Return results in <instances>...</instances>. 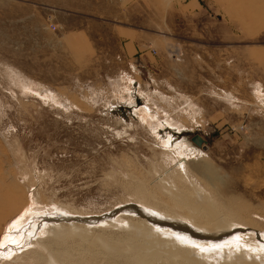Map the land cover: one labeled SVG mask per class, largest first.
I'll return each instance as SVG.
<instances>
[{"label": "rangeland", "instance_id": "374dc122", "mask_svg": "<svg viewBox=\"0 0 264 264\" xmlns=\"http://www.w3.org/2000/svg\"><path fill=\"white\" fill-rule=\"evenodd\" d=\"M125 30L142 57L124 55ZM258 47L264 0H0V264H178L127 259L120 231L57 245L50 226L148 219L133 205L198 227L194 195L214 235L264 256Z\"/></svg>", "mask_w": 264, "mask_h": 264}, {"label": "bare ground", "instance_id": "6f19581e", "mask_svg": "<svg viewBox=\"0 0 264 264\" xmlns=\"http://www.w3.org/2000/svg\"><path fill=\"white\" fill-rule=\"evenodd\" d=\"M204 167L206 169H208L207 170V172H208L209 171L208 162L205 163ZM187 173H185V174H187ZM171 179L172 178H170V180ZM168 180H169V178H168ZM163 181L165 182V180H163ZM168 185H170V184H168ZM199 189H201V187ZM174 190H178V189H174ZM172 192H176V191H172ZM196 196L197 195L190 196V198L197 199L198 197H196ZM194 199L193 200L188 199V200L190 203H192V205H194L195 211L197 212V214L200 215L203 213L207 217L204 219L200 218L199 221H197L196 219H194L193 217H190V216H189V218L186 217L185 219H187V221H189V222L196 224L200 229L198 227H196L195 225H192L186 221H184V223H183V222H181L175 218H172L171 216L167 217V215L163 212H156L154 210L151 211V209H154V208H152V206H151V209H149V208H143L141 206L136 207L133 205H128V206H124V208H123L124 210L127 211L128 214H132V212L135 211V212H137V214H138V212L143 214L148 219L141 218V216L138 217L137 215L136 216L138 218H133V217L125 218V217H123L120 219L118 218L119 222H121L120 225L118 223H113V225H110L111 222H108V223L105 221L99 222L100 220L98 218H93V219L89 218L88 216L90 214L89 215L88 214L82 215L85 217H81V218L79 217V219H77V220L73 219V218H68V217L62 218L59 216V218H58L59 221L61 219H64V220L67 219V223L62 222V224H51V226L49 225L50 223L47 224L50 226L51 229H53V232H51L49 234L54 233V235H57L55 237H52L53 236L52 235L51 236L52 238H50V239H51V241H54L57 245H62V246H63V244H67L66 242H74V241L77 242V240H79V241L82 240L84 243H88L89 246H92V247L94 246L96 249H100L101 246H100V244L97 243V239H95L94 237L101 238L104 241L105 246L112 244L110 242V240L108 239L109 237L106 238L104 236V234L106 232H108V230H112V231H117V232L118 231L125 232L124 236L127 237V242H128V247L125 250H127V251L129 250L131 252L130 253L131 256L127 257L128 254H126V253H124V255L127 259L131 258V259H134V261L137 260L136 258L139 255H140L139 257L141 258L142 257L141 255L144 256V254H145V256H146V253H147L149 256V253H150V254H154L153 256L157 257L159 252H163V253H165V255L167 254L169 256H170V254L177 255V256H175V255L174 256L177 258V260H180V262L178 264H264V256L262 255L263 252L259 253V251L257 249L251 247L250 245L246 246V248L244 247V249L241 248V247H243V245L241 246L238 243H240L241 240H243L245 237H238L240 235L239 232H238L239 235H236L232 238L229 237L226 239L224 238L226 233L223 234L222 231H221L222 233L219 231L220 233L218 235L217 234L214 235L215 230L218 229L216 226H214V223L216 220L211 221L209 219L207 212H205L206 205L201 200L200 197L197 200H194ZM68 213H69V211H68ZM123 213L125 214V212H123ZM70 214H72L71 215L72 217L75 215L71 212H70ZM133 215H134V213H133ZM111 219H109V220H111ZM44 220H45V218H44ZM48 220L51 221V219L49 217H48ZM21 221H22V216H18V219L15 221V225L16 224L20 225L22 223ZM212 222H214V223L212 224ZM195 227L198 228L199 230H197ZM132 229H135L137 232L135 230H132ZM236 231H237V229H236ZM112 236H113V234H112ZM193 236H196L198 238H200V237H205L207 239L210 238L213 241L209 245H203V244H201V242L197 243V241H195V239H193ZM158 237H160V239H157ZM237 237L239 240L241 239L238 242H236ZM57 239H61V241H59ZM79 246H80V244H79ZM231 246H233V247H231ZM3 247L4 246L1 244L0 245V253H2L1 251H2ZM109 248L107 250H109ZM9 249L11 250L12 248H9ZM46 249H47V247H46ZM47 250H49V249H47ZM24 251H26L25 248H24ZM117 251L123 253V251L120 248H118V246H117L116 252ZM163 253H159L160 259L162 258ZM11 255L13 256L11 251H6L5 256L11 257ZM144 257H143V259H144ZM146 258H147V256H146ZM146 258H145V260H148V258L147 259ZM172 259H173V256H172ZM142 260L140 259L138 262L140 263V262H142ZM150 260L151 259H149L148 261L150 262ZM169 260L171 261V259H169ZM49 261H51V260H49ZM130 261H133V260H130ZM153 261H155V260H153ZM159 262L161 264H164V263L166 264V262H164L163 260H162V262H164V263H162L161 261H159ZM172 262H173V260H172ZM132 263H134V262H131V264ZM135 263H137V262H135ZM8 264H10V263H8ZM140 264H142V263H140ZM172 264H175V263H172Z\"/></svg>", "mask_w": 264, "mask_h": 264}, {"label": "crops", "instance_id": "0c3cea01", "mask_svg": "<svg viewBox=\"0 0 264 264\" xmlns=\"http://www.w3.org/2000/svg\"><path fill=\"white\" fill-rule=\"evenodd\" d=\"M125 33H129V35H125V37H123L122 39L124 55L130 60L142 57V53L144 52L148 44L146 39H144L143 35L141 34L135 33L134 35L131 30H125ZM255 52L259 56L257 62H260V66H262L264 69V47H258ZM257 77L258 82L264 87V74L258 75Z\"/></svg>", "mask_w": 264, "mask_h": 264}]
</instances>
